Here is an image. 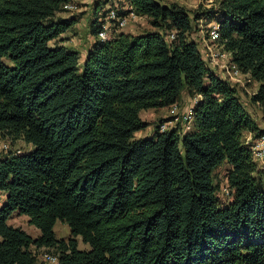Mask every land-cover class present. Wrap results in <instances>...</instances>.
<instances>
[{
  "label": "trees",
  "instance_id": "1",
  "mask_svg": "<svg viewBox=\"0 0 264 264\" xmlns=\"http://www.w3.org/2000/svg\"><path fill=\"white\" fill-rule=\"evenodd\" d=\"M69 1L0 0V133L34 146L0 160V264H40L44 247L60 264H264V167L246 137L264 128L204 59L199 15L127 0L155 29L98 39L81 63L62 36L78 17L58 16ZM113 1H96L92 34ZM218 10L219 42L264 104V0ZM184 90L197 97L192 129L135 137L150 125L142 110L179 104ZM14 214L40 233L10 223Z\"/></svg>",
  "mask_w": 264,
  "mask_h": 264
},
{
  "label": "rangeland",
  "instance_id": "2",
  "mask_svg": "<svg viewBox=\"0 0 264 264\" xmlns=\"http://www.w3.org/2000/svg\"><path fill=\"white\" fill-rule=\"evenodd\" d=\"M97 0H74L75 4L78 6L73 9L71 12H64L59 16V18H63L66 14L74 13L79 14L78 24H74L70 31L66 33V37L69 40H65L64 42L68 44L70 49L76 50L80 53V61L84 62L89 50L93 47V45L99 39L97 35L91 33L90 26L91 20L94 18V8ZM120 3L127 2L126 0H119ZM163 3L170 4L173 2L179 3L180 5L185 6L191 13L192 17L196 14L199 15V20L195 21V31L193 32L192 38H194L199 45L200 50L204 54L205 49V41L204 39L208 36L210 26L218 21V17L220 16V12L218 10L219 4L221 0H161ZM112 4V3H111ZM111 4L107 5L105 8L107 9ZM217 13V14H216ZM155 28L149 23V20L145 16H140L136 18H132L126 27L120 29L122 31H128V33H140L149 30H154ZM216 51L219 50L218 47L215 48ZM205 56V55H204ZM208 58V57H207ZM218 64H213L212 68L224 79H228L232 84L236 85L239 90L243 100V104L246 109L250 112V114L259 120V124L264 126V104L261 102L252 101V96L257 93L259 89V83L257 81L251 80L248 77H240L237 79H233L227 74V71L223 64L225 61L220 57L218 60ZM183 99V100H182ZM182 102L186 106L192 105L193 99L191 95L187 93L186 90L182 93ZM188 103V104H187ZM180 104V103H179ZM185 105H183L185 107ZM183 108V107H182ZM170 107L169 108H160V109H147L142 110L140 116H144L146 118L145 121L149 122L150 125L140 131L135 133L136 138H144L147 136H151L154 131L159 128V126L169 120ZM253 116V117H254ZM262 127V126H260ZM174 128V124H169L168 129L171 130ZM264 128V127H262ZM248 140L251 139L250 134H246ZM34 149L32 144L26 143L24 141H17L16 143H11L10 151L11 153H23L30 152ZM225 171L226 166L220 167L216 172V181L221 184V192L225 190L226 180H225ZM225 193V192H224ZM224 196L226 197L227 194ZM0 197L3 199L4 194L0 193ZM10 223L21 226L28 233L33 236H37L40 232L39 230L29 222V218L26 215L14 214ZM54 230L59 239L68 240L71 237V228L70 226L58 219ZM79 247L82 249H89L90 245L88 243L83 242L81 238H79ZM51 251H55V249H51ZM42 252V250H40ZM39 252V253H40ZM40 264H51L49 262L44 261L41 257L39 258Z\"/></svg>",
  "mask_w": 264,
  "mask_h": 264
},
{
  "label": "built area",
  "instance_id": "3",
  "mask_svg": "<svg viewBox=\"0 0 264 264\" xmlns=\"http://www.w3.org/2000/svg\"><path fill=\"white\" fill-rule=\"evenodd\" d=\"M127 1V0H126ZM78 6L75 4L74 0H70L65 4L64 8L66 12H71L73 9ZM140 17L134 10L133 6L129 1L120 3L119 0H114L113 3L107 8V11L103 14H100L99 25L100 29L97 34L99 40L106 41L112 39L117 31L123 29L128 25L132 18ZM175 33L173 32L169 35V38H174ZM220 39V24L219 22H214L209 29L208 36L204 39L205 49H204V59L212 67L213 64H218V60L221 57L225 63L227 74L233 79L244 77L247 75L242 73V71L234 64L231 60V53L224 49L223 45L219 42ZM218 47L219 50L216 51L215 48ZM208 57V58H207ZM197 97L193 99V103H196ZM194 104L181 107L180 104H174L170 107V113L168 115L169 120L163 122L160 125L161 131H167L169 124H174V127H177L178 124H181V130L183 132L192 129L194 124ZM250 146L252 149L253 157L255 161L261 166L264 167V133L259 137L253 139L251 137ZM11 141L8 138H5L2 133H0V160L11 153ZM225 192V193H224ZM224 192L220 193L224 197V194L229 195L230 189L226 185ZM42 250V252H40ZM38 252V258H42L44 261L51 264H60L59 255L47 250V248H41Z\"/></svg>",
  "mask_w": 264,
  "mask_h": 264
},
{
  "label": "crops",
  "instance_id": "4",
  "mask_svg": "<svg viewBox=\"0 0 264 264\" xmlns=\"http://www.w3.org/2000/svg\"><path fill=\"white\" fill-rule=\"evenodd\" d=\"M62 13H64V12H62ZM62 13H60V14H62ZM60 14H59V15H60ZM79 14H80V13H77V15H75V14L72 12V13H70V14H66L63 18H71L73 15H75V16L78 17V20H79V19H80V18H79ZM76 24H78V22H77ZM119 32H126V33H128V31H122V30L117 31V33H119ZM140 33H142V32H140ZM140 33H135V34H140ZM62 36L65 37V40H68V39H67L68 37H66V33L63 34ZM68 42H69V40H68ZM64 44H65L66 46H68L67 43L64 42ZM182 100H183V99H182ZM182 100H181V102H180V106H181V107H184L183 105H185V104H184V102H182ZM187 104H188V103H187ZM185 106H186V105H185ZM253 116H254V114H253ZM254 118H255L257 121H259L255 116H254ZM142 119H143V120H146V118H145L144 116H142ZM258 123H259V122H258ZM259 125L262 126V127H264V126L261 125V124H259Z\"/></svg>",
  "mask_w": 264,
  "mask_h": 264
}]
</instances>
